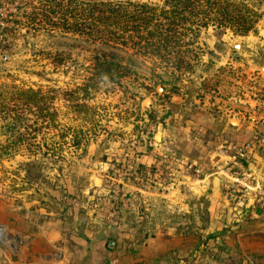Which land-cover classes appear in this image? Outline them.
Instances as JSON below:
<instances>
[{
  "label": "crops",
  "instance_id": "obj_1",
  "mask_svg": "<svg viewBox=\"0 0 264 264\" xmlns=\"http://www.w3.org/2000/svg\"><path fill=\"white\" fill-rule=\"evenodd\" d=\"M247 47L251 65L256 54ZM241 94L221 115L170 97L157 110L154 148L139 147L125 163L151 181L141 188L124 182L118 196L108 195L115 219L111 207L95 212L86 202L105 193L101 178L113 159L124 163L120 154L101 162L92 191L77 192L84 203L40 211L14 231L12 244L0 241V264H264V90ZM174 156L202 175L171 164Z\"/></svg>",
  "mask_w": 264,
  "mask_h": 264
},
{
  "label": "rangeland",
  "instance_id": "obj_2",
  "mask_svg": "<svg viewBox=\"0 0 264 264\" xmlns=\"http://www.w3.org/2000/svg\"><path fill=\"white\" fill-rule=\"evenodd\" d=\"M39 1L42 0H0V89L5 96L13 88L17 90L15 93L38 92L46 98L49 111L57 115L56 124L31 141L35 146L30 152L25 147L19 151L10 147L17 135L7 133L8 121L0 119V241L8 244L15 241L14 231L25 229L26 221L37 219L40 211L54 206L63 210L78 201L84 203L76 194L96 187L95 180L103 175L101 162L123 155L126 145L137 141L140 133H153L156 122H161L157 110L170 102L152 96L162 90L158 80L151 77L153 67L148 62L137 68L140 75L136 79L124 80L121 86L101 84L87 99L82 93L76 95L80 103L92 110L94 119L89 124L75 118L64 94L91 84L95 46L81 44L58 31H34L14 23L30 11V4ZM131 1L157 3L159 0ZM247 1L262 13L256 33L248 39H239L230 32L203 31L199 38L204 52L202 63L195 74L176 82L177 93L171 98L176 96L187 106L207 104L213 114L221 115L222 108L228 110L234 104L232 97L246 94L251 88L264 90L261 79L264 74L259 70L264 68V0ZM248 44L256 54L252 57L256 62L251 65L245 56L252 52ZM48 98H53L51 105ZM243 104H246L244 100L238 102L240 106ZM26 119L32 126L35 116ZM38 145L47 147L49 152L44 148L42 153L33 155ZM52 150L55 155L51 154ZM121 168V165L115 167ZM111 170L114 168L110 167L108 173ZM108 173L101 178V189L105 192L100 195L102 201L110 191ZM95 201L86 203L91 206Z\"/></svg>",
  "mask_w": 264,
  "mask_h": 264
},
{
  "label": "trees",
  "instance_id": "obj_3",
  "mask_svg": "<svg viewBox=\"0 0 264 264\" xmlns=\"http://www.w3.org/2000/svg\"><path fill=\"white\" fill-rule=\"evenodd\" d=\"M30 5V11L21 15L23 22L14 20L16 25L24 24L34 31H58L81 44L95 46L91 84L64 94L75 118L89 124L94 119L92 110L78 101L79 93L87 99L101 84L121 86L124 80L136 79L140 75L137 68L150 62L151 77L158 80L162 90L152 96L170 100L177 93L176 82L195 74L202 63L199 38L203 31L247 37L256 33L262 19V13L247 0H42ZM143 88L150 91L148 86ZM16 91L13 88L5 96L0 89V119L8 121L7 133L17 135L10 147L18 151L25 147L30 152L35 146L31 141L54 126L57 115L49 111L46 98L38 92ZM48 100L51 105L53 98ZM29 115L35 116L32 126L26 119ZM44 148L48 153L47 147L38 145L33 155ZM51 154L55 155L53 150Z\"/></svg>",
  "mask_w": 264,
  "mask_h": 264
},
{
  "label": "built area",
  "instance_id": "obj_4",
  "mask_svg": "<svg viewBox=\"0 0 264 264\" xmlns=\"http://www.w3.org/2000/svg\"><path fill=\"white\" fill-rule=\"evenodd\" d=\"M138 136L140 138H138L137 141L126 145L125 153L122 155V159L124 163H122L121 162L122 160L120 159H113L111 162V168L112 169L114 168V170H111V172H109L106 176V178L110 180L109 195L112 194V192L114 191L116 196H118L120 194V191H122V185L124 184V182L132 181L135 183L137 188H141L151 181L150 174L144 175L143 173H140L135 165L134 166L125 165L128 159L135 160L136 157L140 155V151L137 150L139 147H144L146 151L150 152L155 146L152 132L148 131L146 133H140ZM171 160H172L171 164L173 165L181 164L183 168L189 173L193 172L194 175L196 176L202 175L201 170L194 169L193 166L189 164H184L182 160L179 159L177 156L172 157ZM117 165H121L122 168L115 169ZM166 176H167L168 184L173 185L175 183L176 176L174 170H172L171 167H169ZM109 200L110 199H105L103 201L96 200L95 203L92 204L91 208L95 212H99L102 210V208H105L106 206L111 207L108 217L109 220H113L116 218L117 211L114 207H112L111 201ZM107 264H117V259L112 258L109 260Z\"/></svg>",
  "mask_w": 264,
  "mask_h": 264
}]
</instances>
